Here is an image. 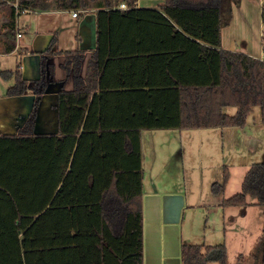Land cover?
Here are the masks:
<instances>
[{"label": "trees", "instance_id": "16d2710c", "mask_svg": "<svg viewBox=\"0 0 264 264\" xmlns=\"http://www.w3.org/2000/svg\"><path fill=\"white\" fill-rule=\"evenodd\" d=\"M121 1L136 2L17 0L13 7L14 18L16 11L98 10L97 46L85 75L84 53L67 54L64 67L73 89L58 93L56 134L35 133L39 105L52 82V49L42 57L37 80H25L19 66L2 72L15 79L7 96L31 92L35 100L16 135L0 134V264H144L142 132L244 127L256 107L264 124V60L222 47V30L241 0H165L160 9L183 34L219 52L218 84L102 89L111 14ZM9 27L14 34V19ZM227 107L236 114H227ZM229 177L225 168L222 183L212 185L214 195ZM250 204L264 208V163L252 164L241 191L222 202ZM259 249L264 264V227ZM181 260L228 264L224 245L184 244Z\"/></svg>", "mask_w": 264, "mask_h": 264}, {"label": "crops", "instance_id": "0c3cea01", "mask_svg": "<svg viewBox=\"0 0 264 264\" xmlns=\"http://www.w3.org/2000/svg\"><path fill=\"white\" fill-rule=\"evenodd\" d=\"M164 3L165 0H136L133 6L127 4L126 8L117 6L112 10L111 56L102 89L219 83V52L183 34L160 10ZM263 3L264 0H241L240 5L233 8L231 23L222 30L223 49L262 59ZM13 7H18L17 0H0V72L13 71L19 66L25 80H37L41 76L42 57L49 48L52 49L55 54L47 60V65L52 68V82L41 99L35 133L56 134L59 131L58 93L63 88L73 89L72 75L64 67L67 54L84 53L85 75L91 53L97 46L98 10H78L77 17L73 16L75 10L16 11L14 18ZM13 19L15 33L11 35L7 29ZM13 45L15 47L11 49ZM9 80L15 83L13 77ZM7 90L0 95V134L16 135L32 111L35 97L31 92L9 97ZM252 130L246 124L244 127L142 132L144 264H182L184 244L224 245L228 264L261 263L260 249L254 255L256 261L252 262L251 258L262 238L264 208L254 204L222 205L224 199L239 193L230 190L231 171L240 170V184L253 164L241 165L242 157L238 151L255 150L257 135L261 133ZM190 132H198L201 136L208 132L202 145L209 142L210 147L220 149L211 155L212 164L206 165V171L201 167L202 173L197 176L200 190L194 193L183 192L179 187L171 188L166 181L158 182L155 177L160 167L169 170L177 165L174 156L159 160L156 139H170L159 153L175 147L174 151L179 147L176 143H182L183 134ZM146 138L153 146L149 168L145 165ZM234 145L238 150L233 153ZM232 154H236L237 160ZM225 168L230 175L229 181L221 194L214 195L210 189L214 183H222ZM203 185L209 190L202 192ZM248 200L254 203L252 199Z\"/></svg>", "mask_w": 264, "mask_h": 264}, {"label": "rangeland", "instance_id": "374dc122", "mask_svg": "<svg viewBox=\"0 0 264 264\" xmlns=\"http://www.w3.org/2000/svg\"><path fill=\"white\" fill-rule=\"evenodd\" d=\"M7 30H10L9 26ZM13 33H15V30L13 31ZM0 61H1V57H0ZM13 84H14L13 80L7 79L0 72V95L4 94L7 88H9V86H13ZM6 97L7 96H4V98ZM224 111L229 115H234L236 114L237 109L235 107H227L224 109ZM247 124L251 127V129H253L252 130L253 132L256 131V132L261 133L257 135L258 140H256V148L253 152L247 149H242L243 151H241V150H238V147L236 145H234L233 153L236 152L237 150L239 151V157L241 156L242 160L241 162L240 161L238 162H240L241 165L250 164L252 162L253 164L264 163V124L262 122L261 108L256 107L253 109V112L249 116ZM170 131H173V130H170ZM203 133H204L203 136H201V134H198V132H190L188 134L185 133L183 134L182 143L180 142L176 143V145L179 146L176 150L173 151V149L175 148L174 147L171 151L170 150L161 151L160 153H159V150L166 148L170 139H166V138L156 139V146H157V149H159L158 150L159 160H160V157L172 158L174 156V163L175 162L177 163L176 166L174 164V167L172 166V169H169V170H166L168 168L166 169L163 168L164 166L160 167V169L156 171V175H155L158 182H161L164 180L168 183L167 185L170 186L171 188L179 187L183 190V192H185V190H188L194 193L195 190L197 191L200 190V185H198L197 176L199 175V173H202V171H200L201 167L203 168V171H206V168H205L206 165L208 166V164H212L210 159H211V155H213V152L220 151V149L218 148L210 147L209 144L211 143L209 142H205L204 146L202 145L201 143L202 140L203 139L206 140V138H203V137L208 132H203ZM261 135H262V138H260ZM152 148L153 146L151 145L150 140L146 138L145 139V149H146L147 155H146L145 165L146 167L148 166V168L150 167V163H152V160H153ZM227 158L230 160L229 156ZM232 158L235 160L237 158L236 154H232ZM162 159L164 158H161V160ZM239 171L240 170L238 169L231 171V174H233V179H232V182L230 183V190L232 192H240L242 189L243 181L242 183L239 184V180H240ZM149 176H150L149 172H146V177H149ZM208 190H209V187L207 186L205 187L203 185L201 187L202 192H205ZM210 192L212 193V187L210 189ZM251 225L252 227H254L253 223H251ZM259 247H260V241L258 242V245L256 246L255 251H253V258H251L252 262L256 261L254 259V255L256 253V250L259 249ZM245 259L247 260V258ZM214 264H218V263L215 262Z\"/></svg>", "mask_w": 264, "mask_h": 264}, {"label": "built area", "instance_id": "2783aa9c", "mask_svg": "<svg viewBox=\"0 0 264 264\" xmlns=\"http://www.w3.org/2000/svg\"><path fill=\"white\" fill-rule=\"evenodd\" d=\"M117 6L120 7V8H126L127 7V3L124 2V1H121ZM117 6H115V7H117ZM73 16L77 17L78 16V12L75 11L73 13ZM19 36H21V35H19ZM261 46H262V49H263V52H264V34L262 35V38H261ZM260 60H264V55H263L262 59H260Z\"/></svg>", "mask_w": 264, "mask_h": 264}]
</instances>
